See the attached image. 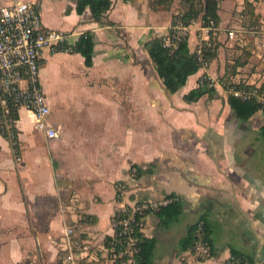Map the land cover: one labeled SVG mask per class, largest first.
<instances>
[{
  "label": "crops",
  "instance_id": "crops-1",
  "mask_svg": "<svg viewBox=\"0 0 264 264\" xmlns=\"http://www.w3.org/2000/svg\"><path fill=\"white\" fill-rule=\"evenodd\" d=\"M38 1L47 28L93 31L95 56L87 66L80 52H43L40 80L58 137L47 139L26 108L18 147L0 130V264H63L69 253L81 264H113L116 212L164 197L178 203L149 213L141 229L156 239L154 264H219L232 253L264 264V157H252L264 139V108L238 119L228 101L234 87L223 83L240 61L232 82L264 93V0H219L213 33L201 19L190 26V49L213 38L216 54L175 93L143 45L170 34L181 3L112 0L101 22L89 8L78 13L77 0ZM203 78L218 81L217 94L187 101ZM200 220L213 248L205 260L181 246Z\"/></svg>",
  "mask_w": 264,
  "mask_h": 264
},
{
  "label": "built area",
  "instance_id": "built-area-1",
  "mask_svg": "<svg viewBox=\"0 0 264 264\" xmlns=\"http://www.w3.org/2000/svg\"><path fill=\"white\" fill-rule=\"evenodd\" d=\"M190 24L178 19L172 26L171 33L165 37L168 46L176 47L183 39H188ZM216 24L210 20L203 29L207 32L216 30ZM230 38H236L235 29L228 31ZM72 33L47 28L42 20L41 3L37 1L12 0L0 2V130L18 147L16 117L21 108L28 109L34 116L37 129L43 131L47 139L58 137L57 128L49 122L51 109L40 80L43 52L48 49L52 53L73 52L70 42ZM200 43L197 53L202 59L204 47ZM209 66L203 61L202 68ZM218 82L211 80L212 84ZM235 95L243 98L257 97L264 104V93L260 86L248 88H232ZM138 170L134 168V173ZM138 174V173H137ZM118 196L122 197L124 184H118ZM177 200V197H164L158 200H142L126 204L120 208L114 219V235L109 239L107 247L113 264H138L136 255L138 246V229H142L144 218L161 207ZM75 231L72 226L66 228V239L69 240ZM195 260H205L213 256L211 243L205 237V223L197 222L194 246ZM63 264H81L75 255L69 253ZM219 264H260L257 260L232 253Z\"/></svg>",
  "mask_w": 264,
  "mask_h": 264
},
{
  "label": "trees",
  "instance_id": "trees-1",
  "mask_svg": "<svg viewBox=\"0 0 264 264\" xmlns=\"http://www.w3.org/2000/svg\"><path fill=\"white\" fill-rule=\"evenodd\" d=\"M173 1L174 0H155L154 4L155 6H167ZM180 3L182 4L183 10L180 12V15L174 16L173 23L178 19H182L190 24L194 20L201 19L203 25H207L210 20H213L216 27L219 26L221 21L218 13L219 0H180ZM112 4V0H77L76 10L78 13L82 14L86 8H89L92 16L102 22V19L111 9ZM171 32L172 31H170V33ZM164 39L165 37L163 35L153 36L146 40L143 46L152 59L154 68L162 81L164 89L169 93H175L186 84L189 76L200 70L203 61H208L210 63L216 54L217 45L212 38V44L204 47V55L202 59H200L199 54L190 49L188 39H183L176 47L168 46ZM70 42L73 44V52H80L85 57L86 65L92 66L95 56V33L93 31H86L76 36L73 35L70 38ZM238 63L241 62L237 61L234 67L230 69V75H226V78L223 77V83L229 87L241 88V85L233 83L231 79V76L236 73V66ZM248 87L246 86V88ZM205 94H211L212 96L217 94V88L211 83V80L207 78L200 80L199 85L185 94L184 98L187 101H194ZM228 101L235 116L242 121H249L258 110L264 108V104L260 102L257 97L243 98L230 93L228 95ZM16 117L19 118L18 113H16ZM261 131L264 134V126H262ZM140 168L141 167L137 169L138 172L141 173L142 171H140ZM177 203L178 201H174L161 207L157 212H160L164 207ZM115 218L116 216H114V219ZM204 223L205 237L209 240L207 223L206 221H204ZM196 226L197 223L191 225L189 234L182 239L181 246L183 250L188 248H191V250L193 249ZM137 236L138 246L140 248L136 255L137 263L154 264L156 239L146 236L141 229H138Z\"/></svg>",
  "mask_w": 264,
  "mask_h": 264
},
{
  "label": "rangeland",
  "instance_id": "rangeland-1",
  "mask_svg": "<svg viewBox=\"0 0 264 264\" xmlns=\"http://www.w3.org/2000/svg\"><path fill=\"white\" fill-rule=\"evenodd\" d=\"M1 2V1H0ZM225 4H227V5H229V7L230 6H233V7H235L236 6V3H225ZM173 7H175V8H179L180 7V2H179V0H175L174 1V3H173V5H172ZM238 22V21H237ZM239 23V22H238ZM228 25H229V23L227 24V25H225V27L223 28L224 29V32H226L225 30H226V28L228 27ZM215 31V30H214ZM228 32V31H227ZM228 34V33H227ZM213 41L215 42V40L213 39ZM214 86L216 85V83L215 84H213ZM258 140H259V142H258V146L257 147H255L254 148V150L252 151V157H264V139L260 136L259 138H258ZM257 165V164H256ZM260 165H262L263 167H264V163L263 164H261L260 163Z\"/></svg>",
  "mask_w": 264,
  "mask_h": 264
}]
</instances>
